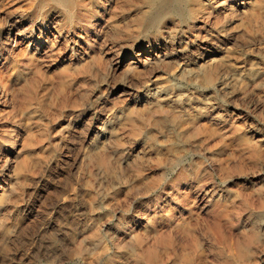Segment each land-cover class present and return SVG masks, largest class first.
Wrapping results in <instances>:
<instances>
[{
    "label": "rangeland",
    "instance_id": "374dc122",
    "mask_svg": "<svg viewBox=\"0 0 264 264\" xmlns=\"http://www.w3.org/2000/svg\"><path fill=\"white\" fill-rule=\"evenodd\" d=\"M68 1L0 0V264H264V0Z\"/></svg>",
    "mask_w": 264,
    "mask_h": 264
},
{
    "label": "bare ground",
    "instance_id": "6f19581e",
    "mask_svg": "<svg viewBox=\"0 0 264 264\" xmlns=\"http://www.w3.org/2000/svg\"><path fill=\"white\" fill-rule=\"evenodd\" d=\"M47 1H52L55 3H63L61 7H64L65 11L70 10L72 7V3L68 0H47Z\"/></svg>",
    "mask_w": 264,
    "mask_h": 264
}]
</instances>
